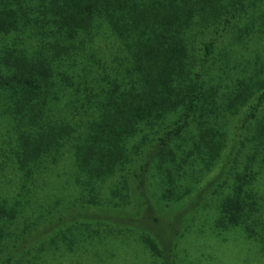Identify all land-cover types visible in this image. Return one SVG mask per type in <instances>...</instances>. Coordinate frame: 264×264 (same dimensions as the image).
<instances>
[{
	"label": "trees",
	"instance_id": "16d2710c",
	"mask_svg": "<svg viewBox=\"0 0 264 264\" xmlns=\"http://www.w3.org/2000/svg\"><path fill=\"white\" fill-rule=\"evenodd\" d=\"M259 1L251 0L241 8L245 0H0V34L13 36L19 43L24 33L30 32L35 43L31 51L25 49V40L21 48L8 42L0 45V63L5 70L0 72V119L6 130L2 137L17 142L14 171L21 172V187L13 196L2 192L0 177V254H6L0 264L46 261L53 244L58 247L55 234L82 222L135 230L140 228L139 222L147 220L154 229L143 231V244L158 264H179L177 245L203 203L228 184V173L233 170L236 183L220 202L215 225L224 229L250 226L258 205L255 183L262 168L258 160L264 157V62L250 65L243 82L233 90L218 93L215 85L210 86L212 78L210 84L206 79V66L217 61L223 45L228 49L231 45L227 56L235 55L232 45L238 42L239 34L255 31L253 8ZM259 9L264 12V6ZM98 19L109 20L111 27L126 38L128 65L120 70L103 63L96 53L91 54V62L84 64L87 71L76 70L68 56L77 50L70 40ZM197 27H202V40L196 49H190L185 37ZM59 62L66 69L62 74L55 67ZM69 72L72 90L64 107L73 115L81 112V118L84 116L77 127L80 133L73 137L75 127L69 121L53 123L44 117L51 106L47 99L56 87L65 85V90L69 89L62 77ZM245 105L246 114L220 172L204 186L198 181L200 186L194 191L189 187L180 192L174 178L163 187L162 197L175 199L174 203L183 206L177 216L165 221L164 212L149 193L155 163L170 172L171 162L178 173L188 162L196 174L210 168L227 146L230 119ZM173 112H179L177 118L164 124L163 119ZM158 124L159 129L155 127ZM197 124L200 137L187 138L192 125ZM245 129L249 134L242 140ZM65 139L74 148L78 182H83L84 175L91 182L85 188L88 195L65 212L38 217L33 224L26 220L21 231L14 234L11 229L24 206L35 208L39 202L34 198L41 189V183L36 186L43 173L41 160L57 151ZM187 140L190 144L186 145ZM240 142L251 150L238 148ZM117 172L123 174V185L116 196L123 189L131 192L130 177L134 197L142 205L139 213L113 209L122 206L118 203H128L129 192L121 195V201L103 205L112 207L105 208L109 210L93 211L86 206L92 202L102 204L101 189L93 184ZM196 176L197 180L202 177ZM256 222L254 219L252 223ZM178 227L180 230L175 232ZM93 236L102 240L101 234L94 232Z\"/></svg>",
	"mask_w": 264,
	"mask_h": 264
},
{
	"label": "rangeland",
	"instance_id": "374dc122",
	"mask_svg": "<svg viewBox=\"0 0 264 264\" xmlns=\"http://www.w3.org/2000/svg\"><path fill=\"white\" fill-rule=\"evenodd\" d=\"M251 0H245L241 8H244L250 3ZM36 6L38 4L35 2ZM264 6V0H260L253 8L255 31H249V33L239 34L238 42L232 46L235 51V55L227 56L226 50L223 45L221 51L218 53V59L215 63H209L208 72L206 73V79L210 84L209 79L212 78L211 85H215L216 92L219 91L229 92L234 89V86L243 82L244 73H247L250 69V65L255 62H264V12L259 7ZM205 8V6H203ZM39 13V11H36ZM40 14H43V9L40 10ZM111 14V13H110ZM247 14H250L247 12ZM244 18V19H243ZM242 19H246L243 17ZM34 20L30 21L33 22ZM241 24V23H240ZM243 24V23H242ZM240 25V28L243 25ZM26 25L23 26L24 30ZM202 27H197V30L192 34L188 33L186 38L187 44L190 49H196L202 40ZM19 31V30H18ZM195 32L198 34L195 35ZM5 37V38H4ZM0 34V45L4 42H8L9 46L14 48H21L20 44L25 40V49L30 51L34 49L35 43L31 39V33H24V38L17 43L13 36H5ZM226 38L224 39V41ZM72 47H76V51L71 52L68 56L71 58L73 66L76 70L87 71L84 68V64L93 60L92 53H96L97 57L103 59V63L112 65L116 70H120L128 65L129 51L126 44V38L120 35L118 29H113L110 25V21L97 20L90 29L82 31L78 37L71 39ZM230 51L231 45L228 44ZM241 51V52H238ZM199 54V49L197 51ZM242 54V55H240ZM235 56L237 59L232 58ZM58 73L62 74L63 65L57 63ZM64 70H66L64 68ZM71 70V69H70ZM211 70H213L211 72ZM0 72L4 73L3 65L0 63ZM61 78V76H58ZM69 85V91L64 87H56L54 94L51 95L47 101L51 102L50 108L45 114V118L59 122L65 119L75 127L71 137L80 133L77 131L78 124L83 123V117L74 114L73 112H67L64 107L67 95H70L72 90V74L67 73L62 76ZM213 82V83H212ZM58 97H61L62 101H54ZM253 101V100H252ZM251 101V102H252ZM247 111V105L243 106L240 112L230 119L227 133V146H225L221 152V155L216 159L215 163L208 169L203 168L202 172H193L192 164L189 162L184 165V168L178 173L176 167L170 162L171 171L168 172L166 168L161 169L157 166V163L153 166L151 177L149 179V193L153 195L159 206L157 208L163 213L165 221L171 220L172 217L177 215L176 212L182 210L183 206L174 203L176 200H168L162 197L163 187L167 186L170 178H174L176 183L180 185V192L182 190L189 189L194 191L195 186H204L207 182L213 179L223 168L228 153L234 143L236 136L238 135V129L242 124L245 112ZM179 112L169 113L166 118L163 119L164 124H169L175 120ZM2 120L0 119V177L3 179L1 182V190L7 195L17 194L21 187L19 178L21 172L15 169L13 154L16 151L17 142H11L2 137V134L6 130L2 129ZM80 122V123H79ZM161 124V123H160ZM158 124L155 127L161 128L163 124ZM245 133V134H244ZM242 136L244 140L245 136L249 134L248 129H245ZM201 128L200 124L192 125L191 131L187 138L194 136L200 137ZM210 140V135L205 136ZM70 141V140H69ZM64 140L62 146L51 155H47L41 160L42 175L36 182V186L41 183V189L37 193L34 200L39 202L32 206H24V210L21 211V215L18 219V223L14 225L11 231L19 233L20 228L24 225L26 220L33 224L38 217H48L55 214L65 212L68 208L74 204L80 202V197H85L88 192H85V188H89L91 185L90 180L86 175L81 177L83 182H78L79 171L74 158V148L72 142ZM190 144L187 140L186 145ZM185 145V146H186ZM240 149L247 150V146L240 142ZM251 150L249 148L247 151ZM264 157L260 156L258 164L262 168L260 170V176L257 180L258 192V205L255 210L254 217L249 220L250 226L240 225L230 228H218L215 225V221L218 216V206L222 199L231 191L232 186L236 183L234 177L235 171L228 173L227 183L219 189L217 193H212L208 200L203 203V207L196 215L192 226L188 229V232L183 236L176 248L177 259L179 264H264ZM198 167V163L196 164ZM200 167V166H199ZM202 176L197 180V176ZM123 180V174L117 172L115 175L107 178L104 181L98 180L93 185L100 187L101 201L92 202L87 204L91 210H109L103 207L104 204L112 205L113 200L121 201V195L130 193L128 203L121 202L122 206L113 208L114 210L130 213L137 210L139 213L142 210V205H139L134 197L135 190L134 184L129 177L131 183V192L123 189L121 194L116 196V192L122 188L121 181ZM200 181V185H198ZM133 190V191H132ZM188 190V191H189ZM85 192V193H84ZM13 196V195H12ZM177 199V198H176ZM172 203H174L172 205ZM33 204V203H32ZM30 217H27V215ZM42 214V215H41ZM140 215V214H139ZM137 217V216H136ZM257 217V218H256ZM42 218V220L44 219ZM254 219H257L256 223H252ZM148 222H151L147 220ZM148 222L140 223V228L135 230L117 229L109 227L107 225H96L94 223L82 222L77 226H70L62 231L58 232L57 244H53L54 247L50 251L49 257L46 261L43 259L37 264H157L159 260L156 259L146 246L141 241L143 231H151L154 229ZM248 223V224H249ZM89 226V227H85ZM139 227V226H138ZM70 228L72 229L70 231ZM161 230V229H160ZM180 230V227L175 229V232ZM182 230V229H181ZM75 231V234L72 232ZM94 232L97 236L101 234L102 240H97L93 236ZM174 232V229H173ZM174 232V233H175ZM73 235H72V234ZM71 234V235H70ZM88 234L93 242L88 239ZM75 235V236H74ZM49 237L47 240H49ZM79 239H83V243L79 242ZM81 244V245H79ZM6 256V254H3ZM0 254V263L2 261Z\"/></svg>",
	"mask_w": 264,
	"mask_h": 264
}]
</instances>
